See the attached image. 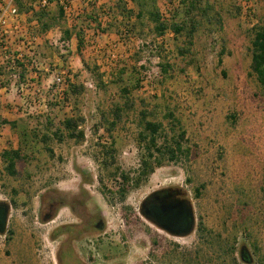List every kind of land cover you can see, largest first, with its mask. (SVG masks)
<instances>
[{"label": "rangeland", "instance_id": "rangeland-1", "mask_svg": "<svg viewBox=\"0 0 264 264\" xmlns=\"http://www.w3.org/2000/svg\"><path fill=\"white\" fill-rule=\"evenodd\" d=\"M10 1L0 0V14ZM206 1L222 26L205 21L192 44L172 31L157 37L149 20L141 26L126 18L116 0H70L60 24L44 35L27 14L6 17L0 64L16 54L28 62L26 69H0V154L21 147L25 156L17 176L0 157V203L9 207L0 264H54L52 237L73 225L93 242L89 264H234L243 246L254 264H264V90L251 67V31L264 21V0ZM178 2L159 0L165 19ZM65 30L73 36L61 49ZM56 74L63 87L53 84ZM142 112L163 124L169 140L178 119L190 154L157 168L123 198L115 173L139 167ZM69 117L81 120L83 140L55 138ZM166 187L183 189L192 204L196 227L185 237L141 212L144 200Z\"/></svg>", "mask_w": 264, "mask_h": 264}, {"label": "trees", "instance_id": "trees-1", "mask_svg": "<svg viewBox=\"0 0 264 264\" xmlns=\"http://www.w3.org/2000/svg\"><path fill=\"white\" fill-rule=\"evenodd\" d=\"M37 1L38 0H13V3L17 8L18 13L29 15L31 20L36 22L38 33L44 35L52 28L60 24L61 19L65 16V9L64 6L60 4V1L57 0H48L51 4L57 2L59 5L57 13L51 11L50 7L36 8L34 4H36ZM116 1L117 3L115 5L118 7L122 15L128 19L133 16V18H135L138 21L137 23L141 26H144V20H149L153 25L155 35L160 38L166 36L169 31H172L177 37L186 36L190 40V44H192L196 33L200 30L201 25L205 21H208V23L217 22L220 26H222L223 18L218 13L211 15L213 6L206 0H179L178 5L175 7L170 19H165L161 13L158 5L159 0H130L135 6V9H130L128 7L127 0ZM65 4H70V0H65ZM262 22L263 23L261 24L258 23L255 25L251 31V67L258 83L264 90V21ZM125 27L128 28V24H125ZM72 36V31L65 30L63 39L65 41H70ZM77 36L79 55L81 56L83 64L88 67L83 55L84 38L79 34ZM180 51L181 53H184L185 49H181ZM223 54L224 51H222L221 55ZM27 62V57H24L23 55L19 57V54H16L13 60L9 59L7 63L0 64V69L11 67L16 70L20 68L26 69L25 66H27ZM220 63H222V59L220 60ZM169 68L170 65L168 64L162 65V70L165 73L168 72ZM22 76L23 74L21 77ZM140 82L141 81L139 80V84ZM69 92L73 95H77L79 88L76 85H70ZM66 94L67 92L64 91L62 96H66ZM142 115L144 120L142 121V131L139 134V145L145 153L139 160V167L133 172L135 174L133 176L132 172H123L119 168L115 173V176L116 174L119 175L121 181L119 192L123 198L127 195L131 187H139L142 183L148 180L157 168L165 166L166 163H177L183 156L188 158L190 154V149L185 148L183 144L186 132L183 130L180 121L174 118L173 114L170 113V116L174 118V128H172L171 131L174 135L170 140L168 139L169 136L163 135L165 134V130L162 123L147 120L146 112H142ZM8 122L9 121L5 119L2 120L3 124H9L14 129L18 124L16 121ZM80 122L81 120L77 117L64 119L62 122V128H58L54 132L55 138L60 142H62L65 137L71 140H83L85 134L83 131L79 130ZM48 125L53 126L50 119H48ZM176 128L178 129V133H175ZM41 140L43 142H47L49 140V135L44 134ZM0 157L7 165V172L12 176H17V163L25 158L22 154L21 147L14 150H5L0 154ZM104 161V165H107V158H105ZM201 189L202 186L197 188V197L201 196ZM8 214L9 213H6L4 208H0V232L5 231ZM200 229L202 230V223L200 225ZM254 248L259 251L257 246H254ZM240 258L241 263L235 262L234 264H254L253 257L245 246L240 249Z\"/></svg>", "mask_w": 264, "mask_h": 264}, {"label": "flooded vegetation", "instance_id": "flooded-vegetation-1", "mask_svg": "<svg viewBox=\"0 0 264 264\" xmlns=\"http://www.w3.org/2000/svg\"><path fill=\"white\" fill-rule=\"evenodd\" d=\"M178 207L163 211L162 206L177 205ZM166 204V205H165ZM0 208L9 212L6 204L0 203ZM142 214L147 220L172 236L185 237L191 234L196 227L193 207L185 191L177 187H166L151 193L142 204ZM102 226V225H101ZM76 226L59 227L53 235L57 242L54 255V264H89L92 240L87 233H74ZM28 262V259L24 260Z\"/></svg>", "mask_w": 264, "mask_h": 264}, {"label": "built area", "instance_id": "built-area-1", "mask_svg": "<svg viewBox=\"0 0 264 264\" xmlns=\"http://www.w3.org/2000/svg\"><path fill=\"white\" fill-rule=\"evenodd\" d=\"M60 1V4L62 6H64L65 9V13L67 12V5L65 4V0H57ZM52 4L49 3L48 0H38L36 4H34V6L36 8L39 7H50ZM4 9L2 11V13L0 14V31L1 29L4 27V25L6 24V17L8 15H14V16H18V10L15 7L13 0L10 1V3L4 5ZM59 46L61 49H65L66 46L68 45V41H65L63 39V37L59 38ZM34 56V53H32ZM21 57V56H20ZM33 63H35L36 67H38V65L40 66V62L37 59V56L34 57V59L32 60ZM65 79L64 77H62V75L56 74L53 76V84L58 88V87H63L65 85Z\"/></svg>", "mask_w": 264, "mask_h": 264}, {"label": "water", "instance_id": "water-1", "mask_svg": "<svg viewBox=\"0 0 264 264\" xmlns=\"http://www.w3.org/2000/svg\"><path fill=\"white\" fill-rule=\"evenodd\" d=\"M183 201H185V200H180L178 203H176L177 205H172V206H169V205H166V207L165 206H162V209H163V211H167V210H169V209H172V208H175V207H178V205L180 204V203H182Z\"/></svg>", "mask_w": 264, "mask_h": 264}]
</instances>
